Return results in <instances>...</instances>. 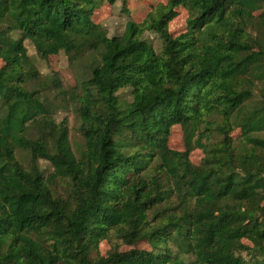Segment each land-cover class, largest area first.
Listing matches in <instances>:
<instances>
[{"label":"trees","instance_id":"trees-1","mask_svg":"<svg viewBox=\"0 0 264 264\" xmlns=\"http://www.w3.org/2000/svg\"><path fill=\"white\" fill-rule=\"evenodd\" d=\"M99 7L0 0V264H264V0H167L112 37ZM26 42L63 52L75 87L42 76ZM112 234L131 249L100 255Z\"/></svg>","mask_w":264,"mask_h":264},{"label":"rangeland","instance_id":"rangeland-1","mask_svg":"<svg viewBox=\"0 0 264 264\" xmlns=\"http://www.w3.org/2000/svg\"><path fill=\"white\" fill-rule=\"evenodd\" d=\"M100 7L96 10L93 15V20L95 23L101 25L106 31L109 37L118 36L123 33L125 24L128 21H133L135 23H141L146 15L157 5L166 4L167 0H117L113 5H110L107 0H99ZM262 11H256L254 15L259 17ZM189 17L188 11L185 8L179 7L177 9V16L169 24V32L173 37H176L187 30V19ZM253 37H260L264 39V28L258 31H252ZM146 39L152 44L153 48L159 52L161 50L162 44L157 36L145 33ZM28 55L32 58L38 71L44 77L51 76L52 74H57L61 79L63 87L69 89L76 85V73L74 69L70 66L68 57L63 53H59L56 56H51L47 59H41L35 52L33 46L28 42L25 43ZM1 65V62H0ZM122 98H127V94L120 91ZM55 119L60 122L63 119H67L69 132H70V142L73 148L77 145L82 144L80 135L77 132V121L75 115L72 111H57L54 114ZM220 120V119H219ZM213 136H217L213 133ZM232 136L236 139L239 136V131L234 130ZM212 142H216L218 138L212 137ZM205 142V141H204ZM169 145L172 149L177 151H183L184 145V135L179 127H173L171 129V135L169 138ZM204 154L201 150L195 149L190 154V161L194 165H199ZM18 160L23 164H26L27 155L23 152H18ZM39 167L43 171L45 176L51 173L50 165L43 160L39 161ZM245 244H248L246 241ZM118 247L119 250L125 251L131 249L129 246L124 245L122 240L112 234L108 239L102 241L99 244L98 251L100 255H106L110 249ZM136 249H147L146 244L138 243L135 246ZM244 258L249 259L250 255L247 253L242 254ZM95 256V252L93 253Z\"/></svg>","mask_w":264,"mask_h":264}]
</instances>
